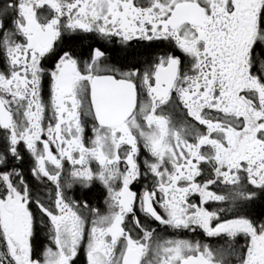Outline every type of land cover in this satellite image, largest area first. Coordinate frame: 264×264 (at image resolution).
Listing matches in <instances>:
<instances>
[{"label":"snow or ice","instance_id":"1","mask_svg":"<svg viewBox=\"0 0 264 264\" xmlns=\"http://www.w3.org/2000/svg\"><path fill=\"white\" fill-rule=\"evenodd\" d=\"M0 264H264V0H0Z\"/></svg>","mask_w":264,"mask_h":264},{"label":"flooded vegetation","instance_id":"2","mask_svg":"<svg viewBox=\"0 0 264 264\" xmlns=\"http://www.w3.org/2000/svg\"><path fill=\"white\" fill-rule=\"evenodd\" d=\"M189 238H191V237H189ZM195 238H197V239H198L199 237H195ZM239 243H240L241 245H243V244L245 243L244 239H243V238H241V239H240V241H239Z\"/></svg>","mask_w":264,"mask_h":264}]
</instances>
